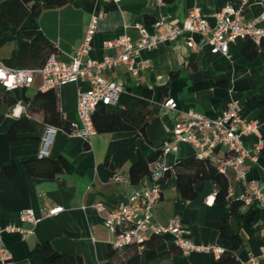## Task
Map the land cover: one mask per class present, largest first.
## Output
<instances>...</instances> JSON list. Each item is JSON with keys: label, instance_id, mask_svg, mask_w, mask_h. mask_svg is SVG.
<instances>
[{"label": "crops", "instance_id": "obj_1", "mask_svg": "<svg viewBox=\"0 0 264 264\" xmlns=\"http://www.w3.org/2000/svg\"><path fill=\"white\" fill-rule=\"evenodd\" d=\"M228 1L176 0L167 4L162 0H121L117 5H112L101 4L98 0H68L61 7L43 10L39 15V25L46 37L57 44L58 57L70 60L74 50L84 40L91 14L96 9H105L106 14L98 23L90 51L91 58L103 60L106 55L121 53L120 49H107L105 41L124 34L137 38L136 23L144 24L153 33L152 25L160 17L182 22L194 8H198L214 26V14L222 10ZM263 6L264 0H251L248 16H258ZM147 18L154 22L147 23ZM190 39L199 44L202 36L199 33H185L174 41L161 43L153 50L140 51L137 61L148 60L149 66L138 74L130 72L125 64H119L106 71L105 76L121 84L125 91L130 89L135 95H142L139 86L150 87L154 102L158 99L159 91L168 87V95L164 99L174 98L179 111L163 108L157 119L148 126V137L157 143L169 136L166 128L174 126L181 118L182 110L192 108L216 116L232 100H238L243 114L258 124L253 134L243 138L245 145L250 149L263 146L258 163L247 164V178L264 184V107L250 109L247 106V99L264 89V55L254 60L247 59L242 54L244 40L241 38L230 43L227 55L213 53L209 44L195 46ZM225 82L227 84H222ZM41 84V76L37 75L26 93L34 96ZM86 86L87 83L80 82L67 83L58 88L59 107L72 125L79 122L78 90ZM17 108L20 109L19 115ZM24 113L26 105L21 101L0 124V227L15 224L33 228V233L26 237L20 232L2 233L3 243L12 255L8 264H44L47 258L39 247L47 242L55 253L81 256L86 264H111L109 251L113 248L114 235L103 224L95 205L103 202L113 207L133 189L141 187L130 183L128 167L123 168L120 179L101 178L97 167L105 158L112 134L97 133L87 143L63 129L58 130L50 147V156H67L74 169L57 178L36 177L22 166L21 158L38 154L41 149L44 129L41 125L42 112L35 111L30 115L37 129L35 137L13 140L9 134L15 120ZM224 152V149L216 148V153L222 155ZM189 157H194V148L183 143L179 151L169 155L168 163L174 166ZM11 160L18 165L12 175L3 169V164ZM231 185L235 195L246 189L245 184L237 181L233 175ZM161 187V200L153 209L155 223L167 225L172 217L179 216L190 228L194 242L222 246L220 230L224 219L230 215L231 203H207V198L216 193L210 182L197 186L198 196L193 200L179 196L174 170L161 183ZM60 205L65 208L62 212L52 216L47 214L49 208ZM27 209H33L39 219L35 226L21 220L22 212ZM239 211L244 215L239 264H264V208L243 203ZM188 259L192 264H213L216 257L213 253L193 252ZM129 264H170V260L137 257Z\"/></svg>", "mask_w": 264, "mask_h": 264}, {"label": "built area", "instance_id": "obj_2", "mask_svg": "<svg viewBox=\"0 0 264 264\" xmlns=\"http://www.w3.org/2000/svg\"><path fill=\"white\" fill-rule=\"evenodd\" d=\"M121 0H98L101 4L117 5ZM251 0H229L226 6L215 13L216 23L212 26L207 17L198 8H194L182 22H173L160 17L153 23V33L142 23H136L134 28L138 32L137 38L124 34L105 41L107 49H120L119 55H106L103 60L90 57L94 35L98 30V23L106 14L105 9H96L90 17V22L83 42L74 50L70 60H62L57 53L51 54L44 66L40 68L13 67L0 57V70L5 72V78L0 79V86L9 90L30 87L37 75L41 76L40 90L59 88L67 83H87L85 89L79 88L77 115L78 124L72 125L73 136L80 137L86 142L97 134L93 122V114L99 104L116 106L120 102L124 87L108 79L105 72L111 68L125 64L133 74H138L149 66L148 60L137 61L142 50H153L161 43L174 41L181 34L199 33L202 40L199 44L192 39L195 46L209 44L215 54L227 55L229 45L237 39L252 38L257 44L264 37V6L256 17H249L247 10ZM13 77L12 87L7 86V78ZM163 108L179 111L174 98H167ZM181 118L172 128H166L169 136L164 140L163 157L155 164L150 180H145L141 187L133 189L128 196L109 207L103 202H97L96 210L101 214L103 224L113 233L112 246L115 249L126 244H136L143 249V243L152 232H168L184 255L193 252L213 253L219 258L224 252L221 245L198 244L193 241L192 233L187 224L179 216L170 219L167 225L153 221V209L162 197V179L167 171L174 170L168 163L170 154L179 151L180 145L189 144L194 148V156L199 159L210 160L221 173L227 176L230 188L229 196L241 200L245 205H257L264 208V184L257 180H248L247 164L258 163L262 152V145L255 149L248 148L243 138L253 134L258 127L256 120L249 119L243 114L238 100H232L219 115L209 116L195 109L182 110ZM60 128L47 126L41 136L40 157L50 155V147ZM225 150L222 155L216 153V148ZM233 177L245 184L246 189L237 195L231 185ZM120 179V173L113 177ZM235 195V196H234ZM214 195L207 198L212 204ZM64 206H55L47 210L48 215H55L64 210ZM21 220L35 226L39 219L33 209L24 210ZM3 232H20L24 237L33 233V228H23L15 224L0 227V264H8L12 255L2 240ZM264 259V250H263ZM252 261L255 258H251ZM113 264H123L114 262Z\"/></svg>", "mask_w": 264, "mask_h": 264}, {"label": "trees", "instance_id": "obj_3", "mask_svg": "<svg viewBox=\"0 0 264 264\" xmlns=\"http://www.w3.org/2000/svg\"><path fill=\"white\" fill-rule=\"evenodd\" d=\"M172 4L176 0H162ZM68 0H2L0 2V47L14 41L16 47L9 57L3 58L13 67L40 68L45 65L51 54L59 53L56 43L50 41L39 25V15L45 9L61 7ZM249 10V8H248ZM247 10V14H248ZM147 23L153 20L147 18ZM242 54L249 60L264 55V37L259 44L252 38H245ZM222 84H227L222 83ZM142 95H135L126 90L116 106L99 104L93 114V122L97 133H111L105 158L98 164V172L103 180H109L121 173L129 164L128 176L133 185H141L150 180L155 164L163 157V143L150 140L148 126L157 119L163 109L168 87L159 91L158 99L153 101V90L148 86H139ZM26 89L9 90L0 86V124L7 114L19 103L24 102L26 113L15 120L9 130L11 139L33 138L36 127L30 119L35 111L43 114V132L47 126H56L67 132L72 131L71 122L64 117L59 107L57 88L46 91L38 90L34 96H29ZM250 109L264 107V89L247 99ZM88 143V142H87ZM21 164L26 171L36 177L57 178L63 173L74 169L71 160L60 154L56 158L50 155L40 157L38 154L26 155L21 158ZM3 169L10 175L14 174L18 165L14 160L3 164ZM176 188L181 198L193 200L198 196L197 186L210 182L216 189L215 203L229 201L231 211L225 218L220 230L224 252L216 258L213 264H239L238 251L243 246L241 228L244 215L239 211L243 202L229 196L230 183L226 175L208 159L189 157L174 165ZM171 174L167 171L162 182ZM139 250L136 244H126L118 249L110 248V263L129 262L137 257L148 260L160 258L170 260V264H192L184 255L168 232H152ZM41 253L47 258L44 264H86L81 256L55 253L49 242L41 244Z\"/></svg>", "mask_w": 264, "mask_h": 264}, {"label": "rangeland", "instance_id": "obj_4", "mask_svg": "<svg viewBox=\"0 0 264 264\" xmlns=\"http://www.w3.org/2000/svg\"><path fill=\"white\" fill-rule=\"evenodd\" d=\"M16 47V43L14 41H10L5 43L0 47V57L6 58L11 55L12 50ZM129 167V164L125 165V168Z\"/></svg>", "mask_w": 264, "mask_h": 264}, {"label": "clouds", "instance_id": "obj_5", "mask_svg": "<svg viewBox=\"0 0 264 264\" xmlns=\"http://www.w3.org/2000/svg\"><path fill=\"white\" fill-rule=\"evenodd\" d=\"M3 78H5V72L3 70H0V79H3ZM13 79H14L13 77H8L7 78V81H6L7 86H9V87H12L13 86L12 85ZM19 112H20V109L17 108V110H16L17 115H19Z\"/></svg>", "mask_w": 264, "mask_h": 264}]
</instances>
